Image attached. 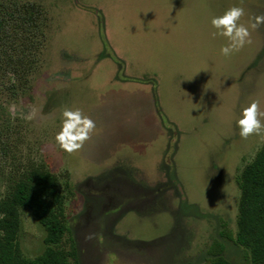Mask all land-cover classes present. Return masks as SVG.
Masks as SVG:
<instances>
[{
	"label": "rangeland",
	"instance_id": "374dc122",
	"mask_svg": "<svg viewBox=\"0 0 264 264\" xmlns=\"http://www.w3.org/2000/svg\"><path fill=\"white\" fill-rule=\"evenodd\" d=\"M3 2L13 13L5 46L16 58L10 64L0 54V197L14 177L46 164L75 187L67 201L73 224L85 211L86 180L119 169L156 189L168 183L169 163L176 186L107 230L122 241L97 238L100 263L144 264L128 241L168 246L182 236L170 264H207L219 244L232 264H251V253L223 233L238 235L237 178L264 146V132L244 139L237 125L253 100L264 112V24L250 27L264 15V0ZM233 6L244 8L240 22L252 42L225 57L211 18ZM66 109L96 125L73 153L55 139ZM45 239L36 216L22 211L24 256H42Z\"/></svg>",
	"mask_w": 264,
	"mask_h": 264
},
{
	"label": "trees",
	"instance_id": "16d2710c",
	"mask_svg": "<svg viewBox=\"0 0 264 264\" xmlns=\"http://www.w3.org/2000/svg\"><path fill=\"white\" fill-rule=\"evenodd\" d=\"M12 19V11L0 0V54L10 64L15 63V49L6 48L5 44L11 28L9 20ZM166 165L168 183L156 189L142 186L119 169L86 180L80 186L87 201L85 211L73 224L67 215V201L75 195L74 185L67 180L62 183L47 169L46 164L32 165L14 177L4 196L0 197V264H98L97 238L102 235L111 244L122 241V238L108 234L121 216L129 211L144 213L151 210L153 205H148L176 186L173 165ZM237 185L242 193L238 235L233 237L229 232L223 233V236L248 250L251 264H264V146L253 163L237 178ZM26 209L36 216L46 232L48 248L34 260L24 256L19 241L22 211ZM64 240L69 244L68 250L63 246ZM182 242L183 237L180 236L168 246L156 242L128 241V247H125L133 251L130 255H140L139 259L144 264H157L150 262L148 257L162 252V264H170L177 251L172 252L171 249ZM224 250V245H216L207 264H232L224 256Z\"/></svg>",
	"mask_w": 264,
	"mask_h": 264
},
{
	"label": "clouds",
	"instance_id": "9594fccd",
	"mask_svg": "<svg viewBox=\"0 0 264 264\" xmlns=\"http://www.w3.org/2000/svg\"><path fill=\"white\" fill-rule=\"evenodd\" d=\"M244 15L243 7L233 6L223 15L211 18V26L215 29L212 35L222 37L226 41L220 48V53L225 57H230L252 42L249 27L240 22ZM261 24H264V15L256 16L250 27L257 28ZM62 116L61 129L55 137L56 142L63 151L76 152L83 147L84 142L90 138V134L96 131L95 122L83 115L79 109H66L62 112ZM262 116L264 112L260 111V100H253L242 110L241 118L237 121L240 137L247 139L251 135L261 136L264 132V123L260 119Z\"/></svg>",
	"mask_w": 264,
	"mask_h": 264
}]
</instances>
